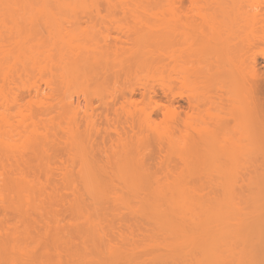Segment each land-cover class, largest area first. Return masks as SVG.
Here are the masks:
<instances>
[{"label":"rangeland","instance_id":"374dc122","mask_svg":"<svg viewBox=\"0 0 264 264\" xmlns=\"http://www.w3.org/2000/svg\"><path fill=\"white\" fill-rule=\"evenodd\" d=\"M168 1L0 0V264H264L258 258L264 251V188L213 184L252 178L248 173L251 150L247 153L245 146L240 150L234 147L239 150L234 152V145L227 143L231 148L227 146L226 153L202 156L198 146L200 152L194 144L189 150L182 140L170 137L163 112L156 110L150 122L157 131L153 130V135L162 138L161 149L154 142L157 140H152L150 156L128 153L120 147L123 143L114 131L117 128L125 135L123 128L130 130L125 114H115L116 109L121 112L122 97L110 101L114 94L119 95L116 89L121 88L122 80L116 88V75H76L70 67L80 55L74 58L75 46L100 49L103 45L127 48L138 44L128 39V32L125 35L117 30L121 25L123 30L149 31V26H156L159 29L151 32L157 35L147 32L149 38L139 43L165 47ZM209 1L193 5L192 0H177L176 12L182 23L193 22L207 32L212 11ZM252 5L245 6L246 12L254 10ZM85 28L89 34L95 30V35H87L91 39L82 34ZM108 30L112 37L105 39L102 33ZM257 40L254 50L264 51V42ZM61 46L67 48L66 54ZM163 47L158 54L166 64ZM87 52L81 53L80 59L92 60L96 54L102 57L100 51ZM62 54H68V59L64 55L61 60ZM112 54L108 56L111 59L122 51ZM209 54L194 59L213 62L215 56ZM184 55L182 61L187 64L192 57L188 61L190 57ZM257 61L263 70L262 54ZM161 68L157 70L160 75L156 70L151 75L140 71L142 75H132V81L155 84L154 99L166 103L161 83L168 75ZM174 76L176 91L185 90L180 82L183 75ZM210 84V93L236 90L228 83L220 86L218 75ZM143 91L142 86L136 88L133 99L141 100ZM179 103L187 107L185 99ZM128 143L132 148L134 144ZM180 170L183 176L178 175ZM249 253L260 255L253 260Z\"/></svg>","mask_w":264,"mask_h":264},{"label":"bare ground","instance_id":"6f19581e","mask_svg":"<svg viewBox=\"0 0 264 264\" xmlns=\"http://www.w3.org/2000/svg\"><path fill=\"white\" fill-rule=\"evenodd\" d=\"M176 1L177 0H169L168 1V5L170 6V8H169V11H168L169 13H167V18H166L167 30L166 31L164 30L166 33V34L164 33L165 34V40H166V44L164 45L165 47L160 46V45L158 46L159 43L155 44V45H152V44L146 45L144 43L143 44L139 43L140 39L144 40V37L146 39L149 38L147 36V34H149V33H152V35L156 34L155 32H151V31H154L153 26L148 27L149 29L151 28V31L144 30V28L143 29L141 28L142 29V31H141L140 28H138L139 30H137V28H135V27L132 29H130V27H129V29L127 30L128 27H127V25H125L124 28L127 27V28H125L126 29V31H125V29L123 30V27H122L123 25H121V26L116 25V26H119L118 28L115 26L117 28V30H119L121 33H124V34L128 32V34H127L128 39L131 41L132 40L137 41L138 44H133L132 46L130 45V47L128 46L127 48L119 47L118 45H115V47H111V46L108 47V45L107 46L105 45L106 46L105 47L103 45V47H100V49L96 48V47H94V49H93L92 48L93 45L87 46V44H86V46L85 45L75 46V48H73L74 53L72 52L74 55V58L78 54H80V55L77 56L76 60L73 59L74 62L72 60V62L74 64L72 65L70 63V67L72 70L74 69L73 71H76V75H78L77 73H79V72H81V73L84 72L85 75H116L115 81H114V83L116 84L115 87L118 86L120 83V80H122L121 88L119 90L116 89V91H119V95L114 94L110 101H114V100L116 101L119 96L122 97L121 98L122 101L120 102L121 105L119 107L121 109V112H118L119 109H116L115 114L119 115L120 113L123 112L125 114L124 115L125 118L127 117L126 119L130 120V121L127 120V122H129L128 127L130 130L128 131L127 129L125 130V128H123V130H124L123 133L125 135H123L122 131H119V129H117V128L114 129V131L117 134V140H119L118 142H120V143L122 142L126 146L125 147L123 144L122 145L120 144L121 145L120 147L123 146L125 148V150H127L126 152H128V151H134L135 152L136 151L135 152L136 154L140 153L139 154L140 156L137 155V157H142L141 155H143L145 157V156H147V154H148V156H150L152 154L151 152L154 151V150H152V148H150V147H152L151 145L154 142H158L157 146L159 147V149H161L160 147H161V143H162V140H161L162 138L156 137L155 135H153L154 133H152V132H153L154 128L151 125V122L153 120L152 121L150 120V119H152V113H154V111H156V110H160L163 112L162 114L164 116V120L167 123V125H166V129H168L167 133L170 135V137H172V138L174 137V138H178V139L182 140L189 150H191L190 146L192 144H194L195 149L197 148L196 151H198V152H200L198 150V147H199V149L202 152V153L200 152V154L202 156L217 155V154L223 153V152L226 153V151L229 150V148H227V146L230 147L229 146L230 144L234 145V146H231L232 148L230 147L233 150L236 147L240 150L244 146L247 148V153H248V151L251 150L252 157L250 160H252V163L249 160V164L251 163L250 165H252L253 169L249 165L250 168L248 169V173L249 174L251 173L250 177H252V178H248L249 177L248 176L247 177L248 179L242 178L240 181H232L230 183L229 182H227V183L216 182V183H213L214 185H229V186L238 185L240 188H243L244 186H247V187L256 186L258 188H264V69L260 70V68L257 66L258 65V63H257L258 62L257 61L258 55L262 54V56L264 58V51H262L261 49H260L261 51L260 50H256V51L254 50V47H256V44L254 42L258 41L257 39L262 40L264 42V30H263V27H264V10L261 11L258 8V6L264 7V0H256L257 4L256 5L253 4L254 6L252 5V3H254L255 0L254 1L250 0L251 3L249 2V0H212V1L210 0L212 2V5H211L212 11L208 17L210 27L208 28L209 30L207 29V32H206V29L204 30V29H202V27H198V25H194L195 23H193V22L187 23L186 25H185V23L183 24L182 21L180 20L181 18H179V14L176 12V7H177ZM178 1L183 2V0H178ZM192 1H193V5H197L198 2H200L202 0H192ZM205 1L207 2L209 0H205ZM210 1H209V3H210ZM243 3H245V4L247 3L246 5H248V6L252 5L251 9H254V10L252 12H249L247 10V12H246V7H245L246 5H244ZM185 14L186 13H184V15ZM120 20L122 21L121 18H120ZM64 21H66V19H64ZM61 22H62V18H61ZM76 23H77V20H76ZM91 26L93 27L94 25H91ZM246 26H248V29ZM255 26L256 27L260 26L262 28H260L261 30H257L259 28H255ZM102 28H104V27H102ZM97 29H101V28H97ZM154 29L156 31L159 28L157 27V29H156V26H155ZM160 29H162V27ZM249 29L251 32L248 31ZM253 29L254 30L256 29V30L254 31ZM87 30L88 29H86L85 32H87ZM109 30H108L107 34H106V32L102 33L103 36L105 37V39H107V38L110 39V37H112L111 33H110L111 30L110 31ZM143 30H144V32H143ZM93 31H95V30H92V34L95 35V33ZM115 31H116V29H115ZM160 31H162V30H160ZM243 31H245L246 33L245 32L243 33ZM256 31H258L259 33H257ZM78 32H80V30ZM85 32L83 30L82 34H85L86 36L91 34V32H90V34L88 33L89 30L87 32L88 34H86ZM147 32H149V33H147ZM240 32H242V33H240ZM0 33H1V30H0ZM131 33L132 34L135 33V34H133V36L131 37V35H132ZM250 33H252V34H250ZM96 34H97V32H96ZM243 34H244V36H243ZM245 34L247 35V37L250 34L249 38L245 37L246 36ZM101 35H99V36L97 35L98 38ZM134 35H136V36L134 37ZM149 35H151V34H149ZM254 35H258V36H254ZM87 37L90 38L91 36H87ZM93 37H92V39L95 41V39L97 37L96 38H95V36H93ZM159 37H161V36H159ZM244 37H245V39H244ZM254 37H256L255 38L256 40L254 39ZM114 38L116 40H119V39L122 40L123 39V38H121V36L120 37L115 36ZM241 38H242V40H241ZM252 38H253V40H252ZM105 39H104V41H105ZM128 39L126 38V40H128ZM160 39H162V38H160ZM246 39H248V41H246L248 44L243 45L242 41L244 40V42H245ZM43 41L44 40L41 39L40 42H43ZM6 42H8V40ZM36 42H39V41L37 40ZM36 42L34 43L35 45L39 44ZM185 43H187V44H185ZM8 45H10V44H8ZM8 45H6V46H8ZM32 45L33 44L31 42V46ZM59 45H57V46H59ZM94 45L99 46L100 44H98V45L94 44ZM39 46H40V44H39ZM23 47L24 46H22V48ZM45 47H46V45H45ZM50 47H51V45L48 46V49ZM61 47L63 48V46H61ZM160 47H163L162 48L163 51L165 48V51L167 52V61L165 60L166 64H162L164 62V57L162 58L160 55V54H162L161 53L162 50ZM17 48L19 50V47H17ZM33 48H34V46H33ZM69 48L70 47H68V51H69ZM246 48H249V49L247 50ZM3 49L6 50V48H3ZM10 49H12V47H10ZM10 49H8L7 51L9 52ZM36 49H38V48H36ZM66 49L67 48L62 49V50H64L65 54L67 52ZM90 49H91V51L92 50H94L95 52L97 51V53L100 51L99 54H100V56H102V57H100L101 59L99 58V55L97 56V54L94 52H92V53L96 54L95 55L96 58L92 57L93 59L91 60L90 57H89V59H86V57L84 56L85 59L84 58L80 59V57H83L82 54L89 51ZM98 49H99V51H98ZM40 50H41V48H40ZM62 50L59 49V51H62ZM83 50L84 51L87 50V51L84 52ZM48 51L49 50H47V52ZM121 51H122V54H123V51L124 52L128 51L129 55L123 54V57L122 56L120 57V55H122V54H117V53H120ZM56 52H57V50H56ZM247 52H249V53H247ZM259 52H261V53H259ZM60 53H62V52H60ZM110 53H113L112 56L117 54V57L114 56L116 58L111 59L110 58L111 56L108 57ZM158 53H160V54H158ZM186 53L188 54L187 56L190 57V58L187 57V58H189L188 61H190V59L192 57V60L189 63H187V64H190L189 66H187V64H185L186 63L185 61H182L184 59V56H185L184 54H186ZM244 53H246V54H244ZM2 54L7 55L8 53L6 52V53H2ZM11 54H12V52H11ZM69 54L72 55L71 52ZM154 54H155V57L153 56ZM208 54L215 56V59H213V62L209 61L207 58H203L204 60L203 61L200 60V63H198L196 61V59H194V57H196L198 55H202L203 57H205ZM64 55L62 54V56L60 57L61 60H62V57ZM67 55H65V57H67ZM73 55L71 56V58H73ZM118 55L120 58L118 57ZM124 55H126V57H124ZM165 55H166V53H165ZM217 55H218V58H217ZM67 59H68V57H67ZM185 60H187V59H185ZM47 61H49V60L47 59ZM64 61H66V58L62 62H64ZM68 61L69 60H67V63H68ZM22 62H23V60H22ZM22 62H20V64ZM191 62H192V64H191ZM38 63H40V62H38ZM51 63H53V62H51ZM45 64L47 67L48 63H45ZM53 64H55V63H53ZM57 64H55V65H57ZM61 64L63 66V63H61ZM14 65H15V63H14ZM42 65H43V63H42ZM58 65L60 66V63ZM66 66L68 67L67 64H66ZM26 67L24 69H26ZM46 67L43 69L49 68V67H47V68ZM50 67H51V64H50ZM160 67H162L161 68V70H163L162 73L168 75L167 76L168 79H166L165 83L164 82L161 83L162 84L161 88L163 90V93L165 96L168 97L167 98L168 100H166L167 101L166 103L160 102V101L154 99L155 98L154 95L157 94V92L154 88L155 84L149 86L148 82L146 81V82H139V85H138L132 81V79H133L132 75H136L134 77L137 78V75L139 76L141 74V72H147L148 71L149 73H147V75L148 74L151 75L152 71L154 73L156 70L155 73L157 75H160L161 71H157L158 69H160ZM165 67H167V68L165 69ZM34 68H35V64H34ZM37 68L39 69V66ZM63 70L66 71V68H64ZM68 70H70V68ZM166 70H167V72H166ZM43 71L44 70H41V73ZM65 71H64V73H65ZM73 71H72V75H75V74H73L74 73ZM70 72H68V73H70ZM43 73L45 74V72H43ZM61 73H62V71H61ZM61 73H59V74H61ZM81 73H79V74H81ZM84 73H82V75ZM138 73H140V74H138ZM47 74H49V73H47ZM163 74H161V75H163ZM66 75H67V73H66ZM174 75H183L180 82H181L182 86L184 85V87L186 89L188 88L187 91H186V89L185 90L179 89L178 91H176V89H175L176 88V86H175L176 77ZM217 75H218L220 83H222L220 86H224L225 83H228L229 85H232V87L235 86L236 90L233 89V91L231 90L232 92L227 91L228 93H226L223 91V89H221L217 93H210V88H212L210 86L211 85L210 83L212 82V80ZM244 75H247V76H244ZM139 79L142 80L141 78H139ZM152 80H153V78H152ZM190 83H191V85H190ZM192 85H194V86H192ZM140 86H142L144 89V91L142 92V99L136 101L135 99H133V95L136 92V88H138ZM226 86H227V84H226ZM127 94H129V96H127ZM180 99H185V102H187V107H184V105L182 106L181 103H179ZM107 104H108V102H107ZM147 107L149 109H147ZM142 114H144V115H142ZM145 115L148 117L151 115V118L149 117V120H148L149 123L147 121L148 117L146 118V120H143L146 117ZM142 116H145V117H142ZM118 117H121V116L119 115ZM146 121H147V124L145 123ZM156 128H157V126H156ZM130 131H131V133H130ZM156 132L157 131H155V133ZM152 140H157V141L153 142ZM127 142H130V144H134L133 146H135V148H136V145L138 144L137 145L138 149H134L133 146L131 148L130 147L131 145H129V143L127 144ZM150 142L152 143L151 145H150ZM227 143L228 144L230 143V144L228 145ZM118 146H119V144H118ZM128 146H129V148H128ZM139 147H144V148H139ZM141 149H143L144 152L146 151L145 152L146 155L142 154L143 152L140 151ZM238 149L237 150L235 149L236 151H234V152H238L239 151ZM134 152H130V153L134 154ZM169 170L174 171L175 169H169ZM175 173H176V170H175ZM180 173H181V175H180ZM182 173L183 172H181V170H180L178 175L183 176ZM257 173H258V175H257ZM149 206H150V203H149ZM262 222H264V219ZM138 232L143 233L140 228L138 229ZM122 239H125V236L123 234H122ZM131 245H134V243H131ZM131 249H132L131 252H133V248H131ZM259 253L260 254L262 253L261 255H263V257H264V251H260ZM259 253L258 254L256 253L257 256H254L256 254L253 253L254 258L250 253L249 254L252 256V259L254 260L255 257L257 258L260 255ZM261 255L258 258L261 261H264V260H262L264 258Z\"/></svg>","mask_w":264,"mask_h":264}]
</instances>
